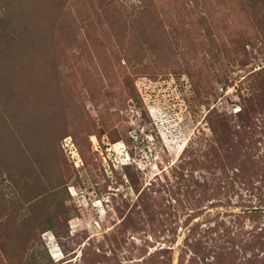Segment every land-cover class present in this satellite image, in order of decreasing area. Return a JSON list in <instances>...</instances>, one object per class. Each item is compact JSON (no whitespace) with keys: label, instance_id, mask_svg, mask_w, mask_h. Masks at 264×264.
I'll return each mask as SVG.
<instances>
[{"label":"rangeland","instance_id":"rangeland-1","mask_svg":"<svg viewBox=\"0 0 264 264\" xmlns=\"http://www.w3.org/2000/svg\"><path fill=\"white\" fill-rule=\"evenodd\" d=\"M106 1L95 0L99 12ZM120 2L126 13L138 4ZM173 2H187L197 22L195 49L179 64L178 36L161 65L146 41L138 48L125 40L131 24L119 12L112 28L88 24L68 53L75 63L56 64L65 94L95 123L87 142L97 168L60 140L77 172L64 178V204L74 209L36 233L23 264H264V0ZM218 12L227 23L220 36L210 20ZM20 24L27 46L33 23ZM242 104L256 113L240 128ZM214 114L227 116L230 131L212 142Z\"/></svg>","mask_w":264,"mask_h":264},{"label":"trees","instance_id":"trees-1","mask_svg":"<svg viewBox=\"0 0 264 264\" xmlns=\"http://www.w3.org/2000/svg\"><path fill=\"white\" fill-rule=\"evenodd\" d=\"M120 1H106L99 12L95 0H0V264H23L36 233L50 231L74 209L64 204L69 195L64 178L76 169L61 153L60 140L68 137L78 160L92 170L97 168L95 152L87 142V135L97 133L95 123L86 120L87 112L78 99L70 100L65 94V83L55 71L58 63H75L73 59L78 57L68 53L75 40L83 41V35H89L93 27L88 24L97 22L99 28L103 20L112 28L116 22L113 14H126L131 28L125 40L138 48L146 41L161 65L170 57L177 36L182 46L178 64L195 49L190 32L197 22L192 21L187 2L171 7L173 0L158 5L155 0H138L132 12L126 13ZM234 1L226 0L230 6ZM221 17L222 12L210 17L219 36L227 24ZM23 19L33 23L27 46L19 36ZM6 37V42H1ZM233 42L231 51L239 52L241 45ZM106 47L101 49L103 54ZM126 59L130 63L128 56ZM255 108L252 104L240 106L236 113L240 128L255 115ZM208 123L212 142L230 131L226 115L214 114ZM101 124L109 129L112 122L107 118ZM2 176L8 182L7 192L1 186ZM90 176L94 182V175Z\"/></svg>","mask_w":264,"mask_h":264}]
</instances>
